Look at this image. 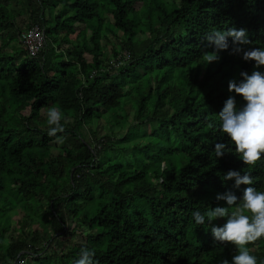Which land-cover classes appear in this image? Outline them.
I'll return each instance as SVG.
<instances>
[{
	"label": "trees",
	"instance_id": "obj_1",
	"mask_svg": "<svg viewBox=\"0 0 264 264\" xmlns=\"http://www.w3.org/2000/svg\"><path fill=\"white\" fill-rule=\"evenodd\" d=\"M34 24L45 44L30 55ZM229 27L264 45V0H0V264H73L85 247L99 264L231 259L235 245L192 216L226 205L218 192L242 194L222 181L229 169L264 191V156L245 164L218 119L229 95L244 103L228 81L255 62L222 50L200 63L206 34ZM50 106L68 117L56 154ZM248 247L264 264V237Z\"/></svg>",
	"mask_w": 264,
	"mask_h": 264
},
{
	"label": "clouds",
	"instance_id": "obj_2",
	"mask_svg": "<svg viewBox=\"0 0 264 264\" xmlns=\"http://www.w3.org/2000/svg\"><path fill=\"white\" fill-rule=\"evenodd\" d=\"M57 5V9H58ZM55 13L56 10H53ZM63 14L69 11H62ZM37 28L43 36L41 47L31 53L26 43L21 41L23 48L30 55H36L45 44L44 28L39 24L25 28L27 32ZM231 37V41H229ZM211 52L205 54L203 63L208 64L221 59L222 50H230L232 54H241L246 61L254 60L255 67L249 73L246 70L240 72L242 79L231 78L228 81L230 93L242 94L243 104L237 102L236 95H229L218 112L219 131L232 142L234 152L247 165H253L264 156V45L259 47H245L250 45L249 32L246 28L229 27L227 29L213 28L205 36ZM47 134L63 142V133L68 123V117L58 106H50L46 116ZM229 145L217 142L214 146L215 156L222 157L228 150ZM222 181L227 182L234 178V186L246 185L242 194L237 195L232 190L218 192L217 200L226 201V205L210 207L205 211L199 209L192 212L196 225H211L214 240L220 242H231L237 251L231 259H224L222 264H260L258 257L248 247L249 242L264 237V191L258 190L254 185V177L250 172L238 169H229L220 173ZM226 218L222 225L211 224L215 218ZM254 247V246H252ZM254 249V248H252ZM73 264H99L96 258L95 248H82L78 258Z\"/></svg>",
	"mask_w": 264,
	"mask_h": 264
},
{
	"label": "built area",
	"instance_id": "obj_3",
	"mask_svg": "<svg viewBox=\"0 0 264 264\" xmlns=\"http://www.w3.org/2000/svg\"><path fill=\"white\" fill-rule=\"evenodd\" d=\"M22 40L26 43L31 53H34L39 47H41L43 43V36L37 28H32L27 32L22 33Z\"/></svg>",
	"mask_w": 264,
	"mask_h": 264
},
{
	"label": "rangeland",
	"instance_id": "obj_4",
	"mask_svg": "<svg viewBox=\"0 0 264 264\" xmlns=\"http://www.w3.org/2000/svg\"><path fill=\"white\" fill-rule=\"evenodd\" d=\"M19 19H20L23 23H25V22L27 21L24 15L19 16ZM59 30H60V29H59ZM61 34H62V33L59 32V35H61ZM104 41H105V39H103V42H104ZM113 42L116 43V41H114V39H113ZM104 43H105V46H106V50L108 51L109 48H110V45H109L108 42H104ZM5 49H6V50H9V49H10V45H6V46H5ZM87 58H89V55H87ZM46 114H47V112H43V113L41 114V116H45ZM145 128H146V132H149V131H150V128H149L148 125H146ZM84 132L86 133V129H85V128H84ZM53 143H54V144H53V149H52V151H53L54 154H56V153L58 152V150H59V147L61 146V143H60V141H58V140H55ZM10 214H11V218H12V220H13V221H12V224H15L16 219H18V218L21 216V213H18V212L13 213V212H11ZM252 248H254V247H252ZM28 259H29V258H28Z\"/></svg>",
	"mask_w": 264,
	"mask_h": 264
}]
</instances>
